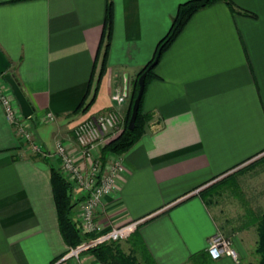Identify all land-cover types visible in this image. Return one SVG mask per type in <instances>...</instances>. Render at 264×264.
<instances>
[{
  "label": "crops",
  "instance_id": "obj_1",
  "mask_svg": "<svg viewBox=\"0 0 264 264\" xmlns=\"http://www.w3.org/2000/svg\"><path fill=\"white\" fill-rule=\"evenodd\" d=\"M107 1L0 0V48L34 106L27 120L35 139L50 152L31 151L0 102V264H102L87 250L66 256L51 152L58 140L77 149L73 127L88 116L116 107L125 117L135 73L184 0H111V37L95 99L87 111L72 112L89 85ZM232 1L255 15L233 12L221 0L202 7L157 61L142 99L151 117L121 153L125 171L96 211L104 226L143 217L136 231L156 264H186L206 249L221 227L215 208L222 194L244 203L240 225L264 210L263 187L250 198L255 206L241 192L246 166L226 176L264 155V0ZM117 88L126 92L121 104L111 99ZM73 209L79 224L78 201ZM225 231L250 233L233 243L237 261L222 256L211 264H252L254 225Z\"/></svg>",
  "mask_w": 264,
  "mask_h": 264
},
{
  "label": "built area",
  "instance_id": "obj_2",
  "mask_svg": "<svg viewBox=\"0 0 264 264\" xmlns=\"http://www.w3.org/2000/svg\"><path fill=\"white\" fill-rule=\"evenodd\" d=\"M126 92L117 88L111 95L113 102L121 104ZM0 102L9 122L14 125L16 135L31 151L43 155L50 152L35 139L33 130L26 117L21 113L19 105L8 83L0 76ZM49 118L54 116L47 114ZM125 117L116 107L78 121L73 127V138L77 149H71L68 143L58 140L51 152L58 161L64 177L76 190L78 201V220L81 232L93 233L94 236L70 247L66 256H77L89 247L109 240L127 238L143 221V217L125 222L104 226L97 220V208L103 197L112 192L125 171L121 153H111L104 163L100 151L105 142L115 136L123 128ZM206 250L212 259L222 256L239 259L232 238L221 231H215L208 239Z\"/></svg>",
  "mask_w": 264,
  "mask_h": 264
},
{
  "label": "trees",
  "instance_id": "obj_3",
  "mask_svg": "<svg viewBox=\"0 0 264 264\" xmlns=\"http://www.w3.org/2000/svg\"><path fill=\"white\" fill-rule=\"evenodd\" d=\"M218 0H184L179 3L176 13L171 19V24L169 26L166 34L161 37L157 42L153 56L135 73L132 80V89L129 96L128 108L125 114V121L123 128L115 136L111 137L101 148L100 158L102 163L106 161L109 154L111 153H122L128 149L143 133L145 126L151 117L150 113L144 111L142 108V99L145 91V87L149 80L156 74L154 72V67L163 54V52L170 46L176 36L183 29L187 20L191 15L198 9L208 6ZM224 1L229 9L233 12H241L243 14H248L254 16L253 12L242 9L237 6L232 0H221ZM112 19H113V3L111 0L107 1L105 18L103 23L102 34L100 37L99 45L95 55L93 70L91 78L89 81L88 88L83 95L82 99L78 105L72 110V112H85L90 107L95 99L101 76L104 73L106 67L107 53L110 43L111 30H112ZM154 59L156 61L153 63ZM99 61L98 70L95 73V67ZM148 71L144 77V88L139 101V107L137 115L135 118V124L133 128L127 127V122L131 113V105L133 99L137 93L138 89V76L147 68ZM14 78L23 90L21 82L12 71ZM24 92V90H23ZM27 97L31 107L34 110V106ZM31 117V116H30ZM50 178L53 189V195L56 204L57 217L59 223V229L61 235L67 245L74 247L81 241L94 236L93 233H83L81 232L80 225L78 221L73 216V207L76 205L77 200L73 199L72 185L64 177L59 169L58 165L50 164ZM258 215H249L244 219V224L240 226L254 225L256 231V246L255 251L258 255V259L255 264H264V210L258 212ZM137 228L128 236L127 241L129 242V247L124 249L121 246L120 240H109L97 243L87 249L91 252L93 256L100 261L102 264H156L146 246L140 240L137 234ZM229 235L232 234L231 231L227 232ZM224 233L225 235H228ZM212 258L209 256L207 250L202 249L197 252L192 253L186 264H211Z\"/></svg>",
  "mask_w": 264,
  "mask_h": 264
},
{
  "label": "rangeland",
  "instance_id": "obj_4",
  "mask_svg": "<svg viewBox=\"0 0 264 264\" xmlns=\"http://www.w3.org/2000/svg\"><path fill=\"white\" fill-rule=\"evenodd\" d=\"M30 126H31V129L33 130V126H32L31 123H30ZM50 147L52 148V146H50ZM259 158H261V161H259ZM259 158L258 157H252V158L248 159L247 161H245L244 163L232 168L230 171H228L229 174H227L228 172L225 173V174H227L226 176H229L230 174L231 175H233L235 173L237 174V172H239L243 168H246V167L248 168L247 170L245 169V172L249 170L250 173L247 176H245L243 181H242L243 187H242L241 192L243 193L245 200H246V198H249L248 202H249V204L251 206L253 204V201L250 200V198L254 196V194L256 192V189L257 190L259 189L258 191H260L262 187L264 188V173H262V172L255 173V170L253 169L255 167H257V168L264 167V155H263V157L259 156ZM51 160L54 163V165H58V161H57L56 157H52ZM258 163H259V165H258ZM244 166H246V167H244ZM217 179H219V177H217ZM224 183H226V182H224ZM220 184H222V183H220ZM223 184H222V186H228V185H223ZM230 189H233V187L230 188ZM220 199H221V202H220L219 206H217L215 208L217 210L216 213H217L218 217L220 216L219 218H221L220 219L221 227L218 228L217 230L221 231L222 233H227L225 231V229L229 230L230 226L231 227H237V226L240 227V223H241L240 221L242 220V219H240L241 218L240 214L245 212V207H244V203H242L241 201L237 200L236 198L234 199V196L229 194V192L227 194H222ZM256 202L253 204L254 206H255ZM218 209H220V211H218ZM72 212H73L72 213L73 216H75L74 209H73ZM226 216L228 217V220H230L229 222H227V219H225ZM223 220H226V222H224ZM249 233L250 232H244V233H242V232H240V233L233 232L230 235L227 233L228 234L227 236L231 237L233 243L236 245V240H235L236 237H244V238H246L247 236L249 237ZM127 238L120 239L121 246L124 249H127V246L129 245L128 241L126 240ZM256 256H258V255H255V253H252L248 257V259L252 260V262H253V263L251 262L252 264L256 263V261H257ZM244 264H246L245 261H244Z\"/></svg>",
  "mask_w": 264,
  "mask_h": 264
},
{
  "label": "water",
  "instance_id": "obj_5",
  "mask_svg": "<svg viewBox=\"0 0 264 264\" xmlns=\"http://www.w3.org/2000/svg\"><path fill=\"white\" fill-rule=\"evenodd\" d=\"M156 61L154 59L153 63ZM149 67H147L139 76H138V89L137 93L133 99L132 105H131V113L130 117L127 122L128 128H133L135 124V118L137 115L138 107H139V101L143 92L144 88V77L146 72L148 71ZM0 76L3 77V79L8 83V85L11 88V91L19 105V108L21 110V113L24 117L28 118L33 113V108L31 107L27 97L25 96L23 90L17 83L16 79L14 78L12 72L10 71V61L3 52V50L0 48Z\"/></svg>",
  "mask_w": 264,
  "mask_h": 264
}]
</instances>
